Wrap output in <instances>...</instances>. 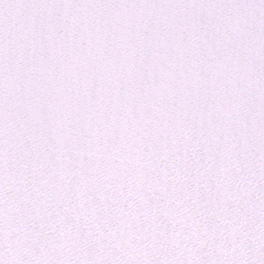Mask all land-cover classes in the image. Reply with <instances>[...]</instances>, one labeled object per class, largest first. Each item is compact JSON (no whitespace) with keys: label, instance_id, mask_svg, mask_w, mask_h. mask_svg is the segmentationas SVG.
Segmentation results:
<instances>
[{"label":"snow or ice","instance_id":"1","mask_svg":"<svg viewBox=\"0 0 264 264\" xmlns=\"http://www.w3.org/2000/svg\"><path fill=\"white\" fill-rule=\"evenodd\" d=\"M0 264H264V0H0Z\"/></svg>","mask_w":264,"mask_h":264}]
</instances>
